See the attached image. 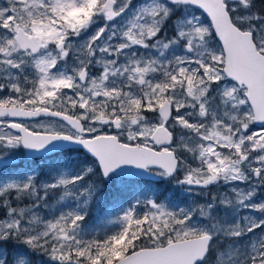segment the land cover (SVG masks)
<instances>
[{
  "label": "snow or ice",
  "instance_id": "1",
  "mask_svg": "<svg viewBox=\"0 0 264 264\" xmlns=\"http://www.w3.org/2000/svg\"><path fill=\"white\" fill-rule=\"evenodd\" d=\"M0 264H264V0H0Z\"/></svg>",
  "mask_w": 264,
  "mask_h": 264
},
{
  "label": "flooded vegetation",
  "instance_id": "2",
  "mask_svg": "<svg viewBox=\"0 0 264 264\" xmlns=\"http://www.w3.org/2000/svg\"><path fill=\"white\" fill-rule=\"evenodd\" d=\"M19 159V158H18Z\"/></svg>",
  "mask_w": 264,
  "mask_h": 264
}]
</instances>
